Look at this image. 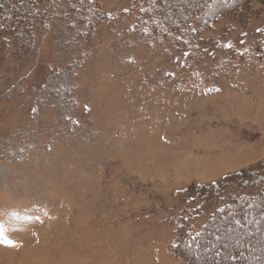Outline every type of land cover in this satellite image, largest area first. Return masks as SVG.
I'll use <instances>...</instances> for the list:
<instances>
[{"label":"rangeland","instance_id":"obj_1","mask_svg":"<svg viewBox=\"0 0 264 264\" xmlns=\"http://www.w3.org/2000/svg\"><path fill=\"white\" fill-rule=\"evenodd\" d=\"M37 1L32 37L0 26V264H187L178 219L214 209L190 193L264 161V91L240 97L264 76V0L201 26L166 0ZM259 218L214 223L204 259L256 228L242 258L264 264Z\"/></svg>","mask_w":264,"mask_h":264},{"label":"trees","instance_id":"obj_2","mask_svg":"<svg viewBox=\"0 0 264 264\" xmlns=\"http://www.w3.org/2000/svg\"><path fill=\"white\" fill-rule=\"evenodd\" d=\"M24 1L27 2L25 6L23 5ZM83 1H85L86 9L92 7V0ZM148 1L151 3L152 0ZM166 1L167 4L165 5V9L167 13H172L170 17L173 24L184 25L190 20H195L198 26L207 25L210 22L224 17L231 13L235 7L242 4L240 0L231 2L216 1L214 3L218 5L219 9L216 12H212L207 2L195 3L194 0ZM76 2L77 0H63L64 7L67 9L68 14H73L76 11L75 7L78 5ZM36 4H38L37 0H12L11 7L8 10L9 14L7 16L1 14L0 16V26H2L3 29H8V27L14 29L19 28L21 32L24 33L22 42H20L23 43V40L27 36L32 37L33 28L37 21V13L35 11ZM181 4L185 15L179 13L176 8L173 9L174 6ZM85 5L83 6L85 7ZM183 5H185V7ZM1 11L0 8V12ZM159 14L160 11L158 10V18ZM180 16L184 18L183 22L180 21ZM80 17L83 18L84 22L87 20L85 11H80ZM158 18H156V22ZM259 58L264 59V50L260 52ZM232 187L238 188V190L232 191ZM199 188V197L195 195V192L190 193L189 197L193 201L196 200L198 202L202 201L204 204H213L214 209L206 215L207 219L199 229L192 230L191 226L196 218L200 216L202 211L201 206H195L185 211L184 214L179 217L176 237L171 245L173 252L176 256L187 261V264H245L246 262H244L242 255L246 254L248 247L253 245V242L256 241L254 238L255 235L260 233V229L253 228L252 231L248 232L245 240L242 237V239H240V244L232 247H230V244L228 246L227 241L232 239L234 234L228 232V234L221 236L220 242L218 241V245L221 243V252L217 253L215 261H207L204 259L205 255H208V252L202 249V247L208 243V236L210 234L209 228L214 223L219 222L222 227L225 222L231 221L240 228L245 225L246 218H250L254 215L259 216L264 221V161L247 166L229 176L225 175L223 176V180L213 181ZM242 235L241 233L240 236ZM189 250L199 254L201 262H198L197 259L192 256L190 257ZM259 260L258 257L256 263L261 264Z\"/></svg>","mask_w":264,"mask_h":264},{"label":"crops","instance_id":"obj_3","mask_svg":"<svg viewBox=\"0 0 264 264\" xmlns=\"http://www.w3.org/2000/svg\"><path fill=\"white\" fill-rule=\"evenodd\" d=\"M262 75H264V73L261 72ZM244 88L240 89V97H244V98H248V99H253L252 95V91H264V76L255 81V82H251L249 78L244 79ZM255 102V101H254Z\"/></svg>","mask_w":264,"mask_h":264},{"label":"snow or ice","instance_id":"obj_4","mask_svg":"<svg viewBox=\"0 0 264 264\" xmlns=\"http://www.w3.org/2000/svg\"><path fill=\"white\" fill-rule=\"evenodd\" d=\"M0 238H3V240H4L5 243H8V244H11L12 243V241L10 239H8V237L6 235H4L2 229H0Z\"/></svg>","mask_w":264,"mask_h":264}]
</instances>
